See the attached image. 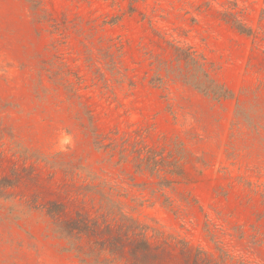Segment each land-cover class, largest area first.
<instances>
[{"label": "rangeland", "instance_id": "374dc122", "mask_svg": "<svg viewBox=\"0 0 264 264\" xmlns=\"http://www.w3.org/2000/svg\"><path fill=\"white\" fill-rule=\"evenodd\" d=\"M133 220L264 264V0H0V264H139Z\"/></svg>", "mask_w": 264, "mask_h": 264}, {"label": "trees", "instance_id": "16d2710c", "mask_svg": "<svg viewBox=\"0 0 264 264\" xmlns=\"http://www.w3.org/2000/svg\"><path fill=\"white\" fill-rule=\"evenodd\" d=\"M238 28L243 32L244 29H242L241 27ZM246 33L249 34V31H247ZM145 228L146 227L137 225L134 220L129 224L127 230L125 228L124 232H127L125 234L126 236H129L128 234L130 233L136 237V242L132 254H137V252L140 253L139 264H161L159 263V259H157L154 252L151 251L150 243L147 240V229ZM108 243L110 247L109 250L113 252L112 254H115V251L118 250L120 243L118 237L111 238ZM99 245L102 246V243H99Z\"/></svg>", "mask_w": 264, "mask_h": 264}]
</instances>
